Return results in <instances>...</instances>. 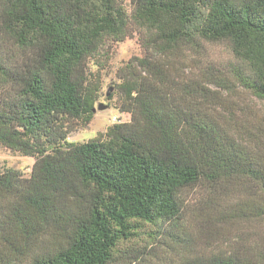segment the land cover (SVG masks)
Here are the masks:
<instances>
[{
	"label": "trees",
	"instance_id": "16d2710c",
	"mask_svg": "<svg viewBox=\"0 0 264 264\" xmlns=\"http://www.w3.org/2000/svg\"><path fill=\"white\" fill-rule=\"evenodd\" d=\"M133 3L132 20L156 57L138 59L150 76L136 74L122 85L132 119L87 142L66 143L60 119L89 122L94 113L87 59L106 38L130 33L124 0H0L1 33L22 52L6 60L0 51V144L36 157L30 177L0 173V241L22 259L26 250L14 236L32 245L43 222L65 237L28 264H111L120 239L131 236V220L179 227L185 189L216 187L229 177L264 188L263 156L228 132L209 106L219 99L212 87L239 86L264 99V0ZM202 41L227 42L237 62L227 74L209 67L203 80L185 86L192 102L177 104L157 56ZM240 210L264 217V202ZM128 257L125 264L141 259L138 252ZM180 264H264V251L191 254Z\"/></svg>",
	"mask_w": 264,
	"mask_h": 264
},
{
	"label": "rangeland",
	"instance_id": "374dc122",
	"mask_svg": "<svg viewBox=\"0 0 264 264\" xmlns=\"http://www.w3.org/2000/svg\"><path fill=\"white\" fill-rule=\"evenodd\" d=\"M124 7L130 18L129 35L123 40L106 38L86 62L87 83L91 96L95 98L94 107L98 108L100 103L107 107L97 109L89 122L85 119H60L58 123L66 132L63 142H87L105 134L111 126L132 119V112L126 110L129 97L122 85L136 74L150 76L139 65L138 59L155 56V51L143 44L142 38L146 33L132 20L133 0H124ZM0 51L6 60L17 59L22 54L13 40L2 35L1 30ZM157 58L175 84L172 95L180 105L193 100L185 91L187 83L203 80L209 67L226 73L230 65L237 62L227 42L202 41L195 49L181 44ZM212 89L219 96L216 105H209L212 115L251 152L264 158V99L239 86L230 91ZM108 91L110 96H107ZM35 161L34 156L23 155L0 144V173L13 170L21 178L30 177ZM182 197L183 218L179 227L161 220H131L128 228L131 236L120 239L115 249L116 258L111 264L128 263L131 261L128 255L132 252H138L141 257L136 264H180L191 254L248 256L264 251V217H251L240 210L243 206L264 202L261 183L247 177H229L216 187L201 182L185 189ZM41 224L42 230L32 240V245L26 246L20 236H14V240L19 239V245L26 250L22 259L15 258L16 254L2 237L0 256L1 251L5 254L1 263L28 264L37 254L54 250L64 243L65 237L53 226ZM190 248L192 250H188ZM9 259L12 261L5 262Z\"/></svg>",
	"mask_w": 264,
	"mask_h": 264
},
{
	"label": "water",
	"instance_id": "95a60500",
	"mask_svg": "<svg viewBox=\"0 0 264 264\" xmlns=\"http://www.w3.org/2000/svg\"><path fill=\"white\" fill-rule=\"evenodd\" d=\"M109 95H110V91L107 92V96H109ZM106 107H107L106 104L100 103L98 105V108H94V112H96L97 109H103V108H106Z\"/></svg>",
	"mask_w": 264,
	"mask_h": 264
}]
</instances>
